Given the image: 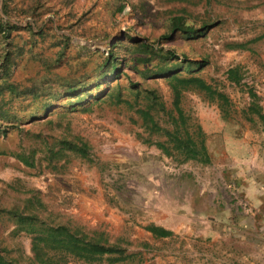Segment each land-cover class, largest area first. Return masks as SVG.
Masks as SVG:
<instances>
[{"label":"rangeland","instance_id":"1","mask_svg":"<svg viewBox=\"0 0 264 264\" xmlns=\"http://www.w3.org/2000/svg\"><path fill=\"white\" fill-rule=\"evenodd\" d=\"M176 18L192 33L171 32ZM0 19L12 27L0 38V79L30 90L19 98L4 91L8 104L0 105V249L9 259H32L30 236L15 232L7 213L17 211L69 223L123 250L120 261L98 264H264V180L250 181L248 145L264 142V125L246 115L248 91L260 88L254 77L264 73V0H0ZM137 42L158 52L133 64ZM5 50L13 64L4 73ZM110 51L117 73L98 70ZM198 62L207 64L197 70ZM235 64L239 86L225 75ZM167 68L200 77L229 100L223 120L216 102L194 90L182 94L184 114L205 134L208 164L162 154L155 144L165 138L149 134L135 113L148 106L147 90L172 110L166 75H155ZM75 81L81 84L71 93L65 86ZM255 94L264 113V93ZM155 118L169 127L167 116ZM73 137L89 145L91 163L58 154L59 141ZM246 186L257 194L242 192ZM149 226L172 235L156 239Z\"/></svg>","mask_w":264,"mask_h":264},{"label":"trees","instance_id":"2","mask_svg":"<svg viewBox=\"0 0 264 264\" xmlns=\"http://www.w3.org/2000/svg\"><path fill=\"white\" fill-rule=\"evenodd\" d=\"M4 8H7V4H4ZM213 27L214 24L203 25L201 33L204 34ZM175 31L190 34L192 33V28L185 26L182 19L176 18L171 22V32ZM11 32L12 27L10 23L0 19V38L4 40L8 39ZM136 44L137 56L133 59V64H138V62L147 63L150 55L153 56L158 52L153 46H148L143 42H137ZM113 47L114 46H112V48ZM232 48L248 50L245 44H235ZM166 54L171 58L174 57L169 51L166 52ZM11 56L12 54L9 50L4 51L1 58L3 72L13 64ZM191 64L192 63L189 62L187 63L188 66ZM206 64V62L195 63L197 70L203 69ZM99 65L98 70L100 71L104 68V73L110 71L117 73L120 71L119 64L112 51H110L106 57H101ZM162 70L163 69L157 70L155 75H166V80L172 94V110L168 111L165 109L159 96L154 90H147L145 98L148 106L145 108H137L135 113L140 117L149 134L159 135L165 138L164 142H156L155 144L162 154L165 156L181 157L182 162L194 161L208 164L210 162V156L206 147L205 134L200 125L193 121V119H188L184 114L181 107L182 94L185 91L194 90L202 94L208 100L216 102L223 120H227L229 116V100L224 93L214 89L200 77H194L193 75L182 77L173 72L172 68H167L165 71ZM225 75L226 80L230 84L236 86L241 85L242 75L238 66L228 69ZM6 78L7 77L4 76L0 79V97H3V100L0 99V105L2 103H7L4 100V91L12 96L15 95L16 98H19L18 96L20 95V92L22 95L30 94V90H28L29 86L27 88L20 87L16 83L7 81ZM80 84V82L76 81L70 82L65 88L72 93L76 91L75 89L79 87ZM138 85L139 84H132V88H134L136 92L138 91ZM248 95L251 100V103L246 109L248 119L254 121L255 118V120L264 125V113L258 103L259 98L251 90L248 91ZM116 99L118 104L124 103L120 98V93L116 95ZM126 104L129 105L128 103ZM160 113L168 117L169 122H166V124H169V127H162L158 119L155 118V116ZM0 115L3 116V114ZM187 120H191V124H189L188 128L186 124ZM59 143L61 148H59L58 154L67 151L86 163L92 162L89 145L86 142H83L81 138L73 137L72 140L62 139ZM18 159L26 167H33V163L26 159L21 158L20 156ZM34 202L37 203L39 207H42L38 200H35ZM26 204L33 206V200L31 198L28 199ZM7 213L17 220L15 232L24 233L31 238V264H70V261L79 262L81 264H98L105 259L107 260V258L111 262H118L120 261L119 256L121 257L123 255L122 249L108 244L103 236L85 233L80 228L72 226L69 223H52L41 219L37 214L25 215L24 213L17 211H9ZM146 230L156 239L172 235L170 231L156 226H149ZM110 257L115 258L109 259ZM0 264L19 263L9 259L5 250L0 249Z\"/></svg>","mask_w":264,"mask_h":264},{"label":"crops","instance_id":"3","mask_svg":"<svg viewBox=\"0 0 264 264\" xmlns=\"http://www.w3.org/2000/svg\"><path fill=\"white\" fill-rule=\"evenodd\" d=\"M234 54H237L238 52H233ZM241 56L239 57H235L236 59L240 58ZM260 59L263 61L261 64H264V54L260 56ZM238 63V60L237 62ZM236 66L238 67H241L240 64H235ZM236 66H230V68H233V67H236ZM227 71V70H226ZM254 80L256 81V84H259L260 85V91L262 93H264V73L263 74H260L259 76L257 77H254ZM255 144H251L250 142H248V145L250 146V162H251V165H252V168H253V172L251 174H254V172L256 173L255 175H253V177H251L250 181L253 182L252 184L257 186V184L260 185V183H258V180H257V183L255 181H253V179H256V177L258 176V178H260L262 176V179L264 180V142H254ZM250 176V175H249ZM242 181V179H241ZM248 186V185H247ZM244 188V190H242V192H252V191H248V188ZM264 186V184H263ZM260 188V187H259ZM257 189V188H256ZM261 190V188H260ZM256 192L258 191H254L252 193L254 194H257ZM251 195V194H249ZM257 200H260V198H256ZM257 203V202H256ZM257 205L258 207H261V204L257 203L255 204ZM256 208V207H254ZM166 230V229H165ZM171 232V230H169ZM148 235H150L151 237L152 234L150 233H147ZM170 236L168 237H163V238H158V239H161V240H166V238H169Z\"/></svg>","mask_w":264,"mask_h":264},{"label":"built area","instance_id":"4","mask_svg":"<svg viewBox=\"0 0 264 264\" xmlns=\"http://www.w3.org/2000/svg\"><path fill=\"white\" fill-rule=\"evenodd\" d=\"M256 87H257V86L255 85L253 91L259 95V94H260V90H259V88L257 89Z\"/></svg>","mask_w":264,"mask_h":264},{"label":"water","instance_id":"5","mask_svg":"<svg viewBox=\"0 0 264 264\" xmlns=\"http://www.w3.org/2000/svg\"><path fill=\"white\" fill-rule=\"evenodd\" d=\"M93 45V44H92Z\"/></svg>","mask_w":264,"mask_h":264}]
</instances>
